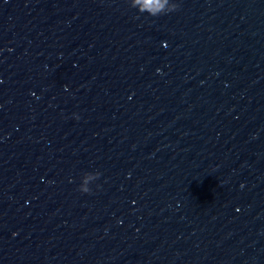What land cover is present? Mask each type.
<instances>
[{
  "label": "water",
  "instance_id": "95a60500",
  "mask_svg": "<svg viewBox=\"0 0 264 264\" xmlns=\"http://www.w3.org/2000/svg\"><path fill=\"white\" fill-rule=\"evenodd\" d=\"M0 0V264H264V0Z\"/></svg>",
  "mask_w": 264,
  "mask_h": 264
},
{
  "label": "clouds",
  "instance_id": "9594fccd",
  "mask_svg": "<svg viewBox=\"0 0 264 264\" xmlns=\"http://www.w3.org/2000/svg\"><path fill=\"white\" fill-rule=\"evenodd\" d=\"M161 8V0H143V6L140 10L147 11L150 15L154 16L156 11L160 10Z\"/></svg>",
  "mask_w": 264,
  "mask_h": 264
}]
</instances>
